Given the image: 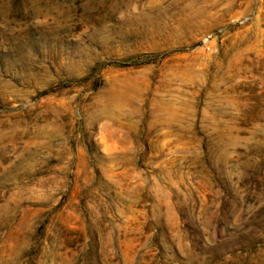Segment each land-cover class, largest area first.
<instances>
[{
    "label": "rangeland",
    "instance_id": "obj_1",
    "mask_svg": "<svg viewBox=\"0 0 264 264\" xmlns=\"http://www.w3.org/2000/svg\"><path fill=\"white\" fill-rule=\"evenodd\" d=\"M0 264H264V0H0Z\"/></svg>",
    "mask_w": 264,
    "mask_h": 264
}]
</instances>
